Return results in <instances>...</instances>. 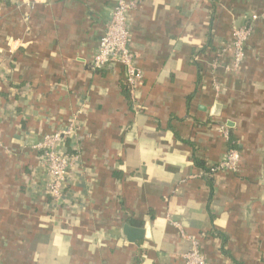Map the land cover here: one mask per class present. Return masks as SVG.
Wrapping results in <instances>:
<instances>
[{"label":"crops","instance_id":"1","mask_svg":"<svg viewBox=\"0 0 264 264\" xmlns=\"http://www.w3.org/2000/svg\"><path fill=\"white\" fill-rule=\"evenodd\" d=\"M115 1L0 0V263L184 264L185 235L206 264H264V0H139L132 91L121 65L91 70ZM73 117L81 168L55 210L34 146ZM222 125L238 172L209 176Z\"/></svg>","mask_w":264,"mask_h":264},{"label":"built area","instance_id":"2","mask_svg":"<svg viewBox=\"0 0 264 264\" xmlns=\"http://www.w3.org/2000/svg\"><path fill=\"white\" fill-rule=\"evenodd\" d=\"M12 3L17 0H9ZM139 0H116L111 17L106 25V31L98 41L91 70L111 68L119 64L123 68V82L125 87L132 91L141 73L134 66V54L128 47L129 31L127 26L128 13L136 6ZM32 8V5H31ZM264 18V13L261 15ZM252 15L250 20H256ZM249 37V27H240L234 30L231 47L234 51V68L241 65L245 46ZM218 132L229 141L228 130L224 125L218 126ZM75 118L68 120L66 126L55 130L52 134L44 135L34 148L39 152L38 158L46 170L44 192L50 205L58 210L65 202L66 189L70 182V175L81 168V149ZM68 143L67 151L63 147ZM239 168V153L230 147L223 158L207 167V175L212 176L220 172L237 173ZM189 240V248L182 254L184 264H206V258L200 251L198 239L182 235ZM1 264V263H0Z\"/></svg>","mask_w":264,"mask_h":264},{"label":"water","instance_id":"3","mask_svg":"<svg viewBox=\"0 0 264 264\" xmlns=\"http://www.w3.org/2000/svg\"><path fill=\"white\" fill-rule=\"evenodd\" d=\"M148 220H145V225L142 229L133 228L129 225H124L122 227V234L125 237L126 241L129 243H135L137 241H140L142 239H149V227Z\"/></svg>","mask_w":264,"mask_h":264},{"label":"trees","instance_id":"4","mask_svg":"<svg viewBox=\"0 0 264 264\" xmlns=\"http://www.w3.org/2000/svg\"><path fill=\"white\" fill-rule=\"evenodd\" d=\"M245 47H246V46H245ZM123 80H124V79H123ZM230 142H231V141H230V139H229V141H228V149H229L230 147H232L231 144H230ZM228 149H227V150H228Z\"/></svg>","mask_w":264,"mask_h":264}]
</instances>
